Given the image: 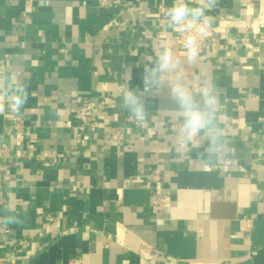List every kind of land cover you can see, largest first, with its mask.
Masks as SVG:
<instances>
[{
    "label": "crops",
    "instance_id": "1",
    "mask_svg": "<svg viewBox=\"0 0 264 264\" xmlns=\"http://www.w3.org/2000/svg\"><path fill=\"white\" fill-rule=\"evenodd\" d=\"M162 3L174 0H0V217L22 220L0 224L1 264H264V0H214L195 64ZM162 43L187 84L215 82L230 143L212 162L203 144L177 152L167 80L145 91ZM16 80L29 93L18 114L3 95ZM125 83L145 91L144 128L122 106ZM155 168L171 196L158 212Z\"/></svg>",
    "mask_w": 264,
    "mask_h": 264
},
{
    "label": "clouds",
    "instance_id": "2",
    "mask_svg": "<svg viewBox=\"0 0 264 264\" xmlns=\"http://www.w3.org/2000/svg\"><path fill=\"white\" fill-rule=\"evenodd\" d=\"M214 6V0H204L202 5L190 6L185 0H174L166 12L167 27L186 33L183 41L184 61L195 64L201 55L200 40L206 38L214 18L207 13ZM181 59L174 55L167 44L162 43L155 60L144 69L142 82L145 91L161 86L167 80L168 93L180 113V124L176 132L178 153L194 150L203 144L204 157L212 162L229 151L226 136L227 118L220 112V99L211 76H204L199 89L184 81L181 73ZM11 87L4 91L10 110L19 113L28 101L27 86L18 80L10 81ZM145 91L125 83L120 89L122 106L130 113L137 127L144 128L148 122V108ZM10 212L14 209H9ZM4 226L22 224L19 216L0 217Z\"/></svg>",
    "mask_w": 264,
    "mask_h": 264
},
{
    "label": "built area",
    "instance_id": "3",
    "mask_svg": "<svg viewBox=\"0 0 264 264\" xmlns=\"http://www.w3.org/2000/svg\"><path fill=\"white\" fill-rule=\"evenodd\" d=\"M99 3L102 6H107L109 4L112 5H121L123 3V0H99ZM168 8L165 4H159L158 6V12L161 15H166ZM173 33V39L175 44L181 46L183 48V41L185 39L186 33L179 32L172 30ZM214 33V27L211 25L208 31V35L206 38H203L200 40V50L203 52L209 42V40L212 38ZM92 111V105L90 103H83L80 105L77 109V115L81 119L82 123L88 124L89 122V115ZM42 156H45V153L42 154ZM5 169V158L3 157V151L0 147V189L3 187V172ZM153 187L156 191L155 198L152 202V210L153 212H158L160 209V206L163 204H166L170 199L171 196L169 193H162V179H161V171L158 168H155L150 176ZM48 219H52L51 217ZM143 255H148L147 252L144 251V249L141 250ZM1 264V262H0ZM68 264H87L82 258L80 257H74L72 258Z\"/></svg>",
    "mask_w": 264,
    "mask_h": 264
}]
</instances>
